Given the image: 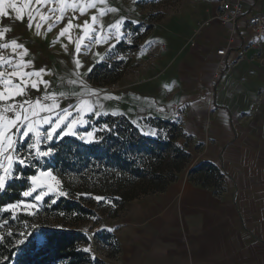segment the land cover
I'll return each instance as SVG.
<instances>
[{"label": "crops", "instance_id": "crops-1", "mask_svg": "<svg viewBox=\"0 0 264 264\" xmlns=\"http://www.w3.org/2000/svg\"><path fill=\"white\" fill-rule=\"evenodd\" d=\"M240 1L242 14L234 24L211 19L216 0L192 1L153 24L146 44L158 47L155 57L122 79L120 88L104 94L111 98L103 99L102 112L124 115L146 132L155 128L145 123L149 118L177 119L191 155L187 168L164 191L127 203L124 220L114 233L118 264H264V38L256 39L247 23L250 15L264 14V0ZM71 2L48 0L38 5L31 0L38 9L34 20H40L32 23L35 39L31 40L41 41L45 48L32 52L23 45L9 58L17 59V53L26 50L23 60L31 64L23 71L43 68L42 78L49 87L29 86L27 96H16V101H35L46 91L57 97L63 93L60 107L65 108L77 103L85 86L95 92L80 71L76 42L85 34L77 26L91 24L96 16L93 27L101 30L100 25L107 26L100 20L103 15L114 13L115 21L109 22L113 24L125 19L127 11L107 0H79L95 7L83 13L79 7H69L61 13L62 4ZM101 8L111 10L101 14ZM61 15L68 19L66 26L69 21L73 25L63 36L66 26L51 27ZM41 16L47 17L45 27ZM221 48H227L225 55L216 53ZM4 103L0 101V106ZM201 162L224 173L219 194L188 179V170Z\"/></svg>", "mask_w": 264, "mask_h": 264}, {"label": "trees", "instance_id": "trees-1", "mask_svg": "<svg viewBox=\"0 0 264 264\" xmlns=\"http://www.w3.org/2000/svg\"><path fill=\"white\" fill-rule=\"evenodd\" d=\"M150 29L146 28L141 39ZM119 47L117 44L114 52ZM112 52L95 62V67L92 65L86 76L91 84L109 86L124 75L130 59H116ZM93 123L97 127L105 123L111 127L115 123L117 128L114 132H97L101 139L96 143H83L67 136L53 145L56 153L41 165L42 169L54 170L66 196L55 203L46 199L33 214L18 211L15 219L11 211H0V264H93L88 253L79 247L87 237L65 228L85 223L97 225L101 215L117 217L128 202L164 191L191 161L189 140L177 119H147L145 123L158 130L157 136L141 134L124 115L101 116ZM91 127L86 125L83 130ZM20 170L17 166L16 171ZM23 171L25 176L34 174L31 168ZM188 179L196 186L212 188L215 194L223 190L225 183L224 173L207 162L191 167ZM28 187L26 179L7 182L6 190L0 192V207L21 200L22 191ZM97 197L102 199L98 201ZM53 224L57 228L47 229ZM99 235L116 241L114 234L105 229L94 232L95 237Z\"/></svg>", "mask_w": 264, "mask_h": 264}, {"label": "snow or ice", "instance_id": "snow-or-ice-1", "mask_svg": "<svg viewBox=\"0 0 264 264\" xmlns=\"http://www.w3.org/2000/svg\"><path fill=\"white\" fill-rule=\"evenodd\" d=\"M46 2L48 0H36L38 5ZM69 7L73 9L79 7L83 13L87 8L95 7V3L81 4L79 0H72L71 3L62 4L61 13ZM9 9L15 13V19L19 21H23L25 14H27L29 27L32 26L35 19L34 13L38 11V9L32 7L31 0H24L21 4H18L17 0H0V16L9 17L11 15ZM106 10L110 11L111 9L101 8L99 11L103 14ZM51 11H56V9H51ZM61 18L62 15L56 17V21L58 22ZM40 19L43 21L47 17L41 16ZM91 21V24L86 21L83 26L77 27H81L84 34L88 35L89 32L96 31L93 26L97 25V17L93 16ZM124 23L125 21L121 19L117 20L115 24L109 25V32L115 34L117 42L124 39L125 34L122 32ZM132 23H138V21H132ZM36 27L39 29L40 24L37 23ZM72 27L73 25L69 21V24L61 30L60 35L67 34ZM100 28L102 30L103 26L100 25ZM7 31L9 29L0 31V37L4 36ZM106 38L97 32L96 43L99 44L102 39ZM82 40L83 36L80 41L76 42L77 55L80 52ZM128 43H131V41L129 40ZM0 47H11L15 53L17 49L23 46L13 40L11 44H3ZM114 47L115 45H110V48ZM65 50L67 51V48ZM24 55H26V50L17 53L18 62L16 63H13L11 57L5 60L3 56H0V62L18 69L10 73L0 71V85H3L0 89V101L5 102L4 105L0 106V192L6 190V184L11 180L26 179L30 183V187L21 193L25 199L0 207V211H11L13 219L16 218L18 211L32 214L29 210L37 208L50 195L66 196L65 192L59 190L60 180L57 179V175L53 174L54 170L41 168L45 159L54 156L56 153L57 149L53 146L55 143L62 141L67 136L77 138L83 143H96L101 139L96 136L97 132H114L117 128L115 123L111 127L107 123L99 127L93 123L94 120L109 115V113L97 110L98 107H102L99 93L92 92L86 86L85 91L78 96L77 103L75 105L69 104L65 108L60 107V99L63 98V93L57 97L55 93L46 91L42 97L37 98L35 101L30 99L16 101V96H27L29 86L36 90H39L41 84L44 85L45 89L49 87V82L42 78L45 72L43 68L38 71H23L31 64V61L25 62L23 60ZM100 59L104 60L105 57ZM75 63L78 68L80 66L79 59H76ZM91 71L92 68L89 69V73ZM72 83H76V81L74 80ZM85 95L88 98H82ZM110 98L108 96L103 97V99ZM8 113H12V115L9 116ZM86 115H90L92 118L85 119ZM111 115L116 116L118 113L113 111ZM132 123L136 124L143 135H158V130L155 128L144 132L137 121H132ZM85 125H92L91 130H81ZM43 126H47L46 131H41ZM37 161L39 163H36ZM15 165H19L21 170L17 172ZM28 168H31L34 174L25 176L23 169ZM34 193L37 194L33 196ZM30 197L33 198L34 203L26 201V198ZM96 199L99 201L102 198L97 197ZM52 203H55V200ZM4 223H8V221ZM9 235H12V233L9 232ZM20 243H23V241H17V244ZM85 250L87 251V249Z\"/></svg>", "mask_w": 264, "mask_h": 264}, {"label": "rangeland", "instance_id": "rangeland-1", "mask_svg": "<svg viewBox=\"0 0 264 264\" xmlns=\"http://www.w3.org/2000/svg\"><path fill=\"white\" fill-rule=\"evenodd\" d=\"M109 3L114 4V7L123 8L124 11H127L124 16L126 18L123 19L125 21L122 32L125 34L124 39L121 42H117L115 40V34L109 32V22L115 21V14L110 15H103L100 20L104 21L107 25L106 28L104 27L102 30H98L97 27L96 31L89 32L88 35H85V39H83L81 43V49L79 52V56L81 58V67L80 71L83 72L84 80L87 84L95 89V92L99 93L100 97V104L102 107H98V111H104L105 105L103 96L106 91L111 90L112 88H120L122 79H126L130 75H135L142 66L148 61H151L153 57H155L157 53V46L154 44L148 43L146 44V37L141 39V35L145 32L146 28L151 27L153 24L160 22L169 16L176 14L177 12L184 10L192 1L197 0H107ZM113 2V3H112ZM18 4H21L19 0H17ZM36 4H33V6ZM11 15L9 17H2L0 16V31H4V29H9V31L5 32L4 36L0 37V45L3 44H11L13 40H15L20 45H27L29 50L32 49L33 51L41 52L42 48H45L41 41L34 40L35 38L33 31V27L28 26L27 18H24L23 21H19L15 19V13L9 9ZM120 17H123L120 16ZM85 17H82V21ZM121 20V19H119ZM40 21V20H33V22ZM68 19H61L55 25H51V27H64L66 26ZM81 21V20H80ZM81 21V22H82ZM132 21H138V23H132ZM32 22V23H33ZM48 20H43V26L45 27ZM103 24V23H102ZM115 24V23H113ZM112 25V24H110ZM35 26V25H33ZM52 29V31L54 30ZM150 29V30H151ZM149 30V32H150ZM97 32H99L102 36L107 37L106 39H102L99 44L96 43V36ZM148 32V33H149ZM148 36V34H147ZM32 37L34 38L33 41L31 40ZM131 43H128V41ZM120 44L119 49L114 52L115 48H110V45H117ZM42 46V47H41ZM132 46V47H131ZM136 46V47H133ZM24 47L17 49L16 51L22 50ZM12 50L11 47L3 48L0 47V56H3L5 60L9 58L10 55H15V53H10ZM113 51L111 56L115 57L116 59H130V64L126 69L124 75L116 84H112L109 86H95L91 84L86 76L89 72V69L95 62L100 61L101 57H105L106 55H110V51ZM13 51V50H12ZM118 54V55H117ZM13 63L18 62V58H13ZM14 68L8 64H3L0 62V71L3 72H11ZM125 77V78H124ZM119 83V84H118ZM117 85V86H116ZM3 85H0V89H2ZM146 132L145 129H143ZM163 130L161 134H163ZM19 165H15V170ZM58 179V178H57ZM29 183V182H28ZM30 187V183H29ZM59 190L61 189V183L59 186ZM37 194L34 193L33 196ZM61 196L57 195H50L45 198L49 199V202L52 203L53 200L59 199ZM22 199H25L22 197ZM27 202H33V198H26ZM44 203L38 205L37 208L29 210L32 214L43 206ZM125 205L124 209L119 212L118 216L115 218H107L105 215L98 216L97 225H92L91 223L82 224L76 228H65L74 231L82 232L86 237L87 241L84 243H80L79 247L88 253L90 256L93 264H118L119 261V254L117 253V246L114 243V240L105 235H99L98 237L94 236V232L105 229L112 234H116V231L119 229V226L122 224L124 220L123 213L126 210ZM24 212V211H23ZM57 225L53 224L52 227H47V229H55ZM57 228V227H56ZM40 240V238H38ZM87 249V251L85 250Z\"/></svg>", "mask_w": 264, "mask_h": 264}, {"label": "built area", "instance_id": "built-area-1", "mask_svg": "<svg viewBox=\"0 0 264 264\" xmlns=\"http://www.w3.org/2000/svg\"><path fill=\"white\" fill-rule=\"evenodd\" d=\"M217 7L211 19H216L220 24H234L242 14L240 0H216ZM248 28L256 39L264 38V14H252L247 19ZM227 48L216 51L218 55H225Z\"/></svg>", "mask_w": 264, "mask_h": 264}]
</instances>
